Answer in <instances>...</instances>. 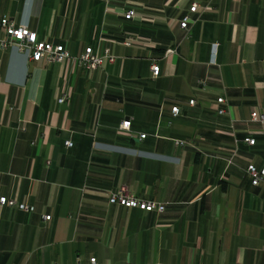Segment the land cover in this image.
I'll use <instances>...</instances> for the list:
<instances>
[{"label":"crops","instance_id":"0c3cea01","mask_svg":"<svg viewBox=\"0 0 264 264\" xmlns=\"http://www.w3.org/2000/svg\"><path fill=\"white\" fill-rule=\"evenodd\" d=\"M3 17L115 60L88 71L0 49V198L32 207L0 205V264H264V183L246 170L264 171L250 121L264 112V0H0ZM123 185L165 210L110 203Z\"/></svg>","mask_w":264,"mask_h":264},{"label":"built area","instance_id":"2783aa9c","mask_svg":"<svg viewBox=\"0 0 264 264\" xmlns=\"http://www.w3.org/2000/svg\"><path fill=\"white\" fill-rule=\"evenodd\" d=\"M199 7L198 3L194 2L190 7V12L197 11ZM124 17L127 19L137 17L136 9L130 8L123 13ZM194 22V19L189 13L182 16L180 20V26L184 29H188L190 24ZM0 29L5 33V36H0V49H7L9 46H16L20 51L28 54L29 60L31 61H42L47 60L51 62H65L69 60L75 61L79 66L83 67L88 71H93L96 68L103 67L105 62H113L115 60V55L112 53L111 49L107 48L104 52H99L92 46H87L82 54L79 56H73L70 50L64 44H53L46 40H40L36 31L31 30L25 24H17L14 20L8 17H3L0 21ZM132 40H141L140 37H133L125 41V45H131ZM217 46V45H216ZM173 49H167L166 55L173 53ZM153 76L157 77L161 73V66L154 62L151 66ZM206 80L201 81V87L204 86ZM66 101V96L59 98V103L63 104ZM196 99H190V105L196 104ZM227 99L224 95H220L216 99V112L219 115L227 114L229 107L227 106ZM181 108L178 105L172 107V113L178 115ZM251 122L259 123L262 125L264 130V112H260L254 109L251 112L250 117ZM131 119L124 120L120 125L122 130H130ZM146 134H142L141 137L144 138ZM244 141L253 145L256 143V139L253 137H245ZM176 145H184L188 142L182 139H174ZM67 146H72V141L67 140L65 142ZM233 157L239 156L237 148L232 150ZM232 163L233 159H229ZM247 173L250 175L251 182L253 185L258 186L264 183V171L259 169L253 162H249L247 168ZM109 198L110 203L118 206H125L128 208H138L146 212L157 211L161 213L165 210V204L156 201L145 200L136 196L132 191L123 185L118 189L109 191L106 193ZM0 205H9L20 208L23 211H31L32 207L26 202H19L16 198H7L5 196L0 198ZM45 219L50 220L51 215H46ZM92 264H96V258L92 257L90 259ZM125 264H133L127 262Z\"/></svg>","mask_w":264,"mask_h":264}]
</instances>
